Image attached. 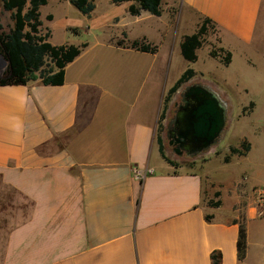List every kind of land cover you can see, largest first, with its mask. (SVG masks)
<instances>
[{
    "label": "crops",
    "instance_id": "crops-1",
    "mask_svg": "<svg viewBox=\"0 0 264 264\" xmlns=\"http://www.w3.org/2000/svg\"><path fill=\"white\" fill-rule=\"evenodd\" d=\"M94 1L84 19L89 38L77 39L82 50L63 84H0V264H213L214 251L221 264H264V216L255 214L252 191L243 197L236 176L219 174V160L207 178L176 171L158 143L166 96L185 71L174 76V44L182 55L184 36L210 18L232 55L228 67L239 65L226 72L225 85L250 92L240 65L264 72V0H163L160 15L131 14L135 0ZM3 16L0 10V34ZM41 21L53 45H74L53 43ZM175 22L194 30L176 38ZM197 53L195 62L176 58L206 71L219 62ZM258 148L264 157V142L250 154ZM136 167L153 171L139 179ZM261 182L250 175L247 183Z\"/></svg>",
    "mask_w": 264,
    "mask_h": 264
},
{
    "label": "rangeland",
    "instance_id": "rangeland-1",
    "mask_svg": "<svg viewBox=\"0 0 264 264\" xmlns=\"http://www.w3.org/2000/svg\"><path fill=\"white\" fill-rule=\"evenodd\" d=\"M0 10L4 15L3 19L6 24L1 33H6L8 30L7 24L11 25L12 23L11 12L3 9L1 0ZM50 12L55 15L54 21H48L46 18V15ZM41 15L44 25L52 30L51 41L53 43H64L68 40L71 44L78 46L80 44L77 41L78 38L80 40L89 38L84 29V25L87 24V20L84 19H87V15L80 12L69 0H51L48 5L41 9ZM67 20L69 23L77 26V32H73L72 30L67 31L63 27L61 22ZM192 30H194L193 27H184L183 23H174L176 38H179L185 32H187V34L191 33L193 32ZM41 31L42 34H45L48 30L42 27ZM178 47V44L175 43L171 54V57L174 58L173 65H171L174 76L177 77L178 73L188 68L197 69V72L190 81L179 88L168 103V111L163 126L164 135L166 137L165 152L171 159L178 163L177 166H174L176 171L206 173V178L210 163L219 160L221 165L225 167V171L219 174L223 175L225 179L236 176L238 178V189L241 191L242 196L244 195L243 197H247L251 191L253 194V189L264 185V157H262L261 149L258 148L250 154L253 144L258 145L264 142V72L252 65H240L243 66L247 72L245 80L247 83L252 84V86L250 85L251 91L246 92L244 89L237 91L227 87L224 80L226 72L230 70L233 71V68L239 65L228 67V64L224 62L223 59L227 55V50H220L223 47L219 45V37L213 24L209 25L208 33L204 36L203 44L199 48L201 56L210 55L219 61L217 65H210L208 71L199 69L202 66L200 65L201 62L195 63L194 65H185L184 62H182L183 57ZM214 51L220 52L221 55L213 56L212 53ZM0 55L1 77L7 71L9 62L2 53H0ZM178 55L182 59L180 60L181 62L176 58ZM193 83L206 84L213 90L214 87L218 88L220 91L223 90V92L225 90V93L229 94L230 98L228 102L223 100L227 105V120L224 130L217 142L201 153L190 156L186 151L179 154L174 149L176 146L170 144L169 130L171 121L177 113L178 105L182 102V93L184 89L186 86ZM245 145L249 146L248 150ZM233 148L239 149L242 154L234 152ZM218 166L219 165L216 166L217 169L219 168ZM250 175L256 177L257 180H262V184L258 183L249 186L247 182ZM217 196L218 195H216L215 198ZM215 198L212 201L215 202Z\"/></svg>",
    "mask_w": 264,
    "mask_h": 264
},
{
    "label": "trees",
    "instance_id": "trees-1",
    "mask_svg": "<svg viewBox=\"0 0 264 264\" xmlns=\"http://www.w3.org/2000/svg\"><path fill=\"white\" fill-rule=\"evenodd\" d=\"M49 0H1L3 8L11 12L14 22L10 32L0 34V53L9 62L7 71L0 77V84H27L30 81L41 79L46 85H61L65 81V68L72 62L82 50V46L76 45H53L49 41L51 32L41 33V12L40 8L46 5ZM71 3L82 13L90 14L95 9L94 0H70ZM123 2L127 0H113ZM137 4H132L129 11L133 15H138L142 10L149 11L154 15L161 14V4L163 0H135ZM48 18H52L49 15ZM213 24L210 18H205L199 25L195 33L184 36L181 42V53L183 57L191 62L198 59L197 51L203 44L204 36L208 33L209 25ZM214 25V24H213ZM215 26V25H214ZM2 25L0 24V28ZM77 31V30H75ZM84 46V45H83ZM132 47L141 51L155 52L156 47L146 44L144 41H134ZM221 51H226L224 48ZM213 56H220V52L214 51ZM231 53L223 59L226 64L231 61ZM196 75L193 68H188L168 91L165 99V106L162 113L161 123L158 129V143L160 152L169 164L177 166L178 163L171 159L165 152V144L162 133V120L166 118L168 103L179 88L190 81ZM247 150L248 145H245ZM234 152H242L233 148ZM219 205L220 201L211 202ZM209 218V217H208ZM247 233L245 221H240L239 231V257L243 258L246 253ZM213 264H221V252L214 251L211 255Z\"/></svg>",
    "mask_w": 264,
    "mask_h": 264
},
{
    "label": "water",
    "instance_id": "water-1",
    "mask_svg": "<svg viewBox=\"0 0 264 264\" xmlns=\"http://www.w3.org/2000/svg\"><path fill=\"white\" fill-rule=\"evenodd\" d=\"M226 120L227 105L220 95L206 84L193 83L184 89L182 102L171 122L177 128L176 142L194 156L217 142ZM179 148L176 150L181 154Z\"/></svg>",
    "mask_w": 264,
    "mask_h": 264
},
{
    "label": "built area",
    "instance_id": "built-area-1",
    "mask_svg": "<svg viewBox=\"0 0 264 264\" xmlns=\"http://www.w3.org/2000/svg\"><path fill=\"white\" fill-rule=\"evenodd\" d=\"M153 169L143 170L138 167L134 168L135 176L139 179H144L147 172H152ZM255 214L258 217L264 216V185L258 186L253 189V204Z\"/></svg>",
    "mask_w": 264,
    "mask_h": 264
},
{
    "label": "flooded vegetation",
    "instance_id": "flooded-vegetation-1",
    "mask_svg": "<svg viewBox=\"0 0 264 264\" xmlns=\"http://www.w3.org/2000/svg\"><path fill=\"white\" fill-rule=\"evenodd\" d=\"M180 104L178 105V109H179ZM176 130H177V128L175 127V125L173 123H171V127H170V130H169L170 144L173 145V146H176V147H174L175 150L180 147V143H177L176 142V138H175ZM179 149H182V151H186V148L184 146H182V148L180 147Z\"/></svg>",
    "mask_w": 264,
    "mask_h": 264
}]
</instances>
